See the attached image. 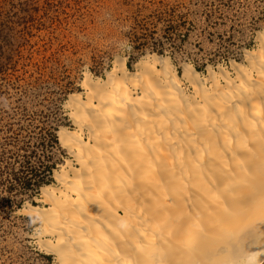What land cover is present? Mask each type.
Here are the masks:
<instances>
[{"label":"bare ground","instance_id":"6f19581e","mask_svg":"<svg viewBox=\"0 0 264 264\" xmlns=\"http://www.w3.org/2000/svg\"><path fill=\"white\" fill-rule=\"evenodd\" d=\"M247 67L152 57L132 76L117 57L107 81L85 72L61 131L75 163L57 170L42 223L53 264L264 263V32Z\"/></svg>","mask_w":264,"mask_h":264},{"label":"rangeland","instance_id":"374dc122","mask_svg":"<svg viewBox=\"0 0 264 264\" xmlns=\"http://www.w3.org/2000/svg\"><path fill=\"white\" fill-rule=\"evenodd\" d=\"M259 32L264 0H0V264L56 262L37 242L42 223L21 209L48 206L46 183H26L61 186L57 170L75 163L61 131L76 129L66 101L84 93L86 71L107 81L121 57L137 76L158 57L206 77L247 67Z\"/></svg>","mask_w":264,"mask_h":264},{"label":"trees","instance_id":"16d2710c","mask_svg":"<svg viewBox=\"0 0 264 264\" xmlns=\"http://www.w3.org/2000/svg\"><path fill=\"white\" fill-rule=\"evenodd\" d=\"M195 67H196V66H195ZM196 69H197V71H199V69H198L197 67H196ZM199 72H200V71H199ZM180 74H181V73H180ZM49 133H51V135L53 136V138H55V140H57L56 137L54 136V135H55L54 132L49 131ZM57 134H58V132H57ZM57 137H58L60 143H63V142H62V139H61V137H60V135H58ZM46 167L48 168V174H51V173H52V167H53V166H52V165H47ZM54 171H55V170H54ZM54 171H53V177L55 176ZM9 175H10L11 178L17 179V174H16V173L12 172V173H10ZM48 181H49L48 179H47V180H46V179H42L41 181H40V180L36 181V184H35V185H32V183H30V182H28V183H26V184H27L28 186L30 185L31 188L33 189V191H35V190L38 189V187H39L41 184L46 183V184H43V185L40 187V188L42 189V192H43V190H44L45 187L52 185V183H47ZM23 184H25V182H23Z\"/></svg>","mask_w":264,"mask_h":264},{"label":"water","instance_id":"95a60500","mask_svg":"<svg viewBox=\"0 0 264 264\" xmlns=\"http://www.w3.org/2000/svg\"><path fill=\"white\" fill-rule=\"evenodd\" d=\"M264 264V263H263Z\"/></svg>","mask_w":264,"mask_h":264}]
</instances>
